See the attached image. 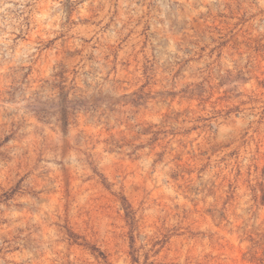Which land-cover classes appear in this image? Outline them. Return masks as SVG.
<instances>
[{
  "label": "rangeland",
  "instance_id": "obj_1",
  "mask_svg": "<svg viewBox=\"0 0 264 264\" xmlns=\"http://www.w3.org/2000/svg\"><path fill=\"white\" fill-rule=\"evenodd\" d=\"M0 264H264V0H0Z\"/></svg>",
  "mask_w": 264,
  "mask_h": 264
},
{
  "label": "trees",
  "instance_id": "obj_2",
  "mask_svg": "<svg viewBox=\"0 0 264 264\" xmlns=\"http://www.w3.org/2000/svg\"><path fill=\"white\" fill-rule=\"evenodd\" d=\"M64 81L60 83L54 84V88L57 89V95L54 99H56V109L54 112L58 114V122L65 126L68 123V115L69 111H77L80 109L89 110L91 108L96 107L97 103H90L88 100L83 98L80 94H76L75 92L72 94V99L69 100V92L64 91V86L62 85ZM75 88H71L70 90H74ZM40 102H35L34 104V111L39 115L41 118H46L49 114H52L51 111L44 107H38ZM129 207H125V213L128 218L132 215L131 211L128 210Z\"/></svg>",
  "mask_w": 264,
  "mask_h": 264
}]
</instances>
